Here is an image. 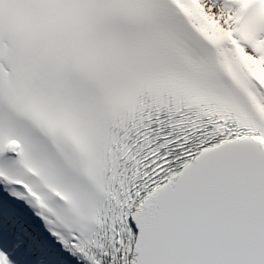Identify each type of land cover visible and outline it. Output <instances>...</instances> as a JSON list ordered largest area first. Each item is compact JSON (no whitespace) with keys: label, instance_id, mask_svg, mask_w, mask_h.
I'll use <instances>...</instances> for the list:
<instances>
[{"label":"snow or ice","instance_id":"6c2138e0","mask_svg":"<svg viewBox=\"0 0 264 264\" xmlns=\"http://www.w3.org/2000/svg\"><path fill=\"white\" fill-rule=\"evenodd\" d=\"M0 264H264V0H0Z\"/></svg>","mask_w":264,"mask_h":264}]
</instances>
